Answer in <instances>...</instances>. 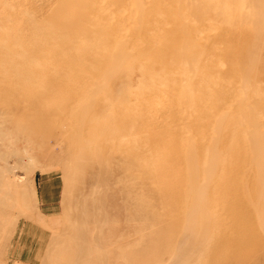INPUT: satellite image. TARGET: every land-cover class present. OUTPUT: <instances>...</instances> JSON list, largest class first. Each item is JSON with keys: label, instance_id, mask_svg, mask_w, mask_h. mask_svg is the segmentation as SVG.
Listing matches in <instances>:
<instances>
[{"label": "rangeland", "instance_id": "374dc122", "mask_svg": "<svg viewBox=\"0 0 264 264\" xmlns=\"http://www.w3.org/2000/svg\"><path fill=\"white\" fill-rule=\"evenodd\" d=\"M10 2L45 25L38 34L52 37L44 44L52 52L37 57L41 68L31 74L16 69L18 57L0 53V264H264V197L256 210V197L251 207H239L248 177L235 191L225 172L249 117H264V0H97L92 9L119 15L123 30L140 16L170 23L150 52L118 56L114 64L105 50L121 49L124 38L79 51L78 44L87 50L90 42L78 38L103 22L83 21L82 0ZM200 8L212 9L199 15V25L197 16L186 22L179 16ZM202 24L214 35L229 32L220 54L200 56L208 34L199 39L191 30ZM64 33L69 53L59 40ZM32 54L20 58L25 65L36 61ZM235 63L241 72L225 80L231 91L224 85L205 102L193 99L194 90L211 86L208 67ZM145 110L155 114L143 116ZM200 114L209 118L202 131ZM175 127L188 135L182 145L166 134ZM196 132L200 140L214 137L218 153L198 149L208 164L198 168L203 183L195 187L180 158L192 150ZM230 137L232 151L225 148ZM209 163L214 168L207 170Z\"/></svg>", "mask_w": 264, "mask_h": 264}, {"label": "bare ground", "instance_id": "6f19581e", "mask_svg": "<svg viewBox=\"0 0 264 264\" xmlns=\"http://www.w3.org/2000/svg\"><path fill=\"white\" fill-rule=\"evenodd\" d=\"M82 1L85 3L84 8L81 10V15H82L83 21H87L88 19L94 18V19H98V21L101 19L103 22L102 23L96 22L93 24L91 23L92 25H90L88 28V29H90L89 31H91V32L88 35H82V36H80V38H78V39H82L83 41H89L90 42L89 49L85 50V49L81 48V44H83V42L80 43L79 41H76V42L80 43V44H78L77 47L79 48L80 52H86L87 54H89L91 51L96 49L95 48L96 45L93 46V44L95 42L98 43L97 45H99V44L103 45V44L108 43L109 41L113 40L114 38H117V37L124 38V39H126V45H124L121 49H116V50H111V51L105 50V54L113 59V61H112L113 64L115 61L114 59H117L118 56H121V58L123 57L126 60L127 59H138V58L142 57L146 52L147 53L150 52L152 50L150 48L154 49L160 43L159 42L160 40L158 39L159 34H160V33L158 34L159 29H166L169 27L168 25L170 24L168 21H162V22L157 21V22H153V23L151 22L150 24H148V22H142L140 20L142 17L140 16L139 21H137L135 23L136 25L129 26V27H127V25H126L127 29L125 27V29L123 30V28L119 24L120 23L119 15L111 14V11L107 7L106 8H102V7L101 8L100 7L95 8L94 7L92 9V6L95 4V2L97 0H82ZM125 1L127 2L128 0H125ZM129 1L133 2V0H129ZM141 2H144V0L143 1L141 0ZM198 3H199V1H198ZM113 5L114 4H112V6ZM261 7H264V6H261ZM141 9H143V7ZM211 9L212 8H209V9H206L205 11H209ZM203 11L204 10L201 8L195 10V12H188L187 14L180 11L179 16H181L180 18H182L184 21L187 20V18H193L196 16H197V19H199V15H201V13ZM258 13H260V12H258ZM20 14L21 13H17V8L10 2V0H0V53H3V56L6 55L7 57L9 55L12 57L14 56L15 58L18 57L19 59L17 61L15 60L16 62L11 59L12 60L11 66L12 67L18 66V68H16V69H20L21 71L24 69L25 74H31V73H34V71L36 72L37 69L39 70V68H41L40 66L36 67L37 64H40V62H37V61H39L37 57L39 56V57H41V59H44L45 56L49 57L48 55H50V52H52L50 50V48L44 46V44H51L52 37L48 36V35L46 36L44 34H38L40 31H45V30H43L45 25L42 22L40 23V21H35L33 19V17H32L33 20L27 19L25 17H22ZM262 14H263L262 16H264L263 12H262ZM259 16H261V15H259ZM107 17L109 18V22H105ZM200 20L202 21V19H199L198 21H200ZM201 21L198 22V24H196V25L201 24L202 23ZM205 21L207 22V20H205ZM18 22H20L22 24V28L20 26H18L21 29H18L15 31L12 30L13 27H17ZM185 25H187V23ZM203 25L204 24L200 25L198 28L196 27L195 29L191 30L192 35H194V37H197L199 39L204 38L203 36H204L205 32L208 34V38L206 37L205 42L203 44L204 50L202 49V54L200 56L202 57L203 55L204 56L207 55L209 57H212L215 54H220V52L224 51V46L226 45V42L228 41L227 39L230 38L229 32L226 31L224 33H218L217 35L215 33V35H214V31L208 32V30L211 28L210 27L211 25H208L207 26L208 28L204 27ZM213 27L215 29V26H213ZM184 28H186V26ZM81 30H83V29H81ZM186 32H188V30ZM65 34L66 33L61 34L59 40L64 45L63 52L66 51V53H69L70 49L67 47L68 45H66V44H69V41H68L69 39H68V37H66L67 35H65ZM51 35H53V34H51ZM212 35H213V37H212ZM85 37H87V39ZM138 38H143L145 42L143 44H140L138 42L136 43L135 40ZM122 41L123 40H121V42ZM19 43H21L22 45L24 44L26 46H29L30 49L26 50L25 48L23 49V48L18 47L17 44H19ZM123 43H124V41H123ZM182 46H181V48H182ZM31 53L36 55V61L32 62L30 65H28V64L25 65V63H26L25 60H22L20 58H22L23 56L28 55V54L31 55ZM52 54H54V53H52ZM32 59L33 58H31V60ZM119 60H120V58H119ZM13 62H15V64L17 66L13 65L14 64ZM155 65H156V63H155ZM149 68L150 67L143 68L142 69L143 72H141L142 75L146 74L147 72H150ZM191 68H193V67H191ZM236 69H238V70L240 69V67L237 65V63H235V65L232 64V65H226V66L220 65V66L208 67L206 69V71L204 72L205 76L204 75H200V76L202 78L204 76L205 79L207 80V82H209L211 86L208 87L207 90H205V93H203L202 91H198V90L195 91L194 90V93L192 95L193 99H196L199 101V103L200 102L202 103V102L207 101L208 96L216 95L217 92L215 93L214 91L223 89L225 86H230L229 88L227 87L228 89H230L231 84H229V83L227 84L225 82V80H228L229 76L232 77L234 75ZM239 71L241 72V70H239ZM191 74H193V72H191ZM241 75H243V73H241ZM129 76L135 77V76H137V73L130 71ZM31 77H29V78H31ZM232 79H233V77H232ZM234 79H235V76H234ZM182 80H185V78ZM240 80H241V78H240ZM242 81H243V79H242ZM251 83H250V85H251ZM237 86L238 85H236V86L234 85V87H237ZM239 88L241 89V87H239ZM247 88H249V86ZM240 89H238V91ZM230 91H231V89H230ZM247 94L248 93H246V95ZM242 98H243V96H242ZM245 99H247V97ZM216 105H219V104H216ZM253 107L254 106L252 104L251 108H253ZM218 111H219V109H218ZM218 111L215 109L210 113V115H213L214 113H218ZM153 114H155V113H153L151 111L148 112L145 110L143 112V116L149 115V117H153ZM163 114L164 113H162V115ZM200 116H202V114H200ZM249 120L251 121V124L247 127L246 131L242 132V135L240 137V147L236 148L237 150H235V155L231 156L232 158H230L228 161V163H230L231 170H230V168L225 170L226 173L228 171V178H229V180H231V185L235 187V191H236V189H237V191L240 190L239 187H240V184L243 182L242 179L244 177H248L246 182H247L249 189L246 192V194L241 196L239 198L240 200L237 201V202H239V207L241 204L245 205V203H246V206H247V204H249V206L251 207L253 205V201H254V200H252L253 197H256V200H257V198H259V200H260L262 197H264L262 195V194H264V117H262V116L260 117L259 112H257L256 115L255 114L251 115V117H249ZM203 121L204 122L206 121V123L208 124V122H209L208 116H204V115L202 116V120L200 123V130L201 131L203 129ZM216 128H218V127H216ZM178 131L179 130L176 127L171 128V129L168 128L166 131V134H168V138L171 139L173 142H177L175 139H178L179 141H181V145H182L187 140L188 135L182 134L180 131L178 133ZM198 131H199V127H198ZM233 132L235 133L237 131H233ZM202 134H203L202 132H199V133L196 132V134L194 135V140L192 142V150L190 151V153L188 155L185 154L184 157L180 158L183 161V163L187 166V168H191L192 176H190L191 174H188V176L192 177V181H191V179H190V181L192 182L193 185H195V187H196V184L198 182H200L199 181V173H198V170L200 171V169H198V168H200L202 165L204 168H206V166L208 164V161H205V158L203 156L201 157V154L198 152V149L201 150L203 153H206L207 151L208 152L215 151L214 156L216 158H217L216 154L218 153L215 150L216 148L213 149V147L211 146L212 143L214 144V142L216 141V140L213 141L214 137L211 136L212 140L211 139L210 140L205 139V137H202L200 140V136ZM237 135H239V134H237ZM213 136H215V135H213ZM219 139H220V137H219ZM219 139H217L218 142H219ZM223 139L226 142V135L223 137ZM227 139H228V135H227ZM198 140H200V141H198ZM209 141H210V143H209ZM221 142H222V138L220 139V143ZM229 142H230L229 145H228V143H225V146H226L225 148L229 151H232L234 148H233L232 143H231V137H230ZM221 146H222V144H221ZM225 148L223 146V150ZM212 153H209L210 156ZM209 154H208V156H209ZM189 155H191V156L189 157ZM206 155H207V153H206ZM209 157H208V159H209ZM209 161H211V160L209 159ZM210 163H209V169H207V170H210L211 167L214 168L213 164H210ZM233 166H235V167L237 166L236 171H232ZM188 171L190 173V170H188ZM206 172L209 173V171H206ZM209 175H211V174H209ZM207 178L209 179V177H207ZM205 182H207V181H205ZM200 183H203V182H200ZM200 188H201V186H199V189ZM200 191H202V190H200ZM244 193H245V191H244ZM228 194H231V197H232V192L228 193ZM197 195H200V194H197ZM230 200L231 201L229 202L228 207H229L230 212L232 213V211L234 209V205H235L234 203H236V200L234 201V197H233V200L232 199H230ZM260 202H261V200L259 202L258 201L254 202V205H253L254 210H256L254 208L255 203L259 207ZM232 207H233V209H232ZM243 212H245V211H243ZM244 215L245 214H243L242 216L244 217ZM256 215H258V212ZM209 217H208V219H209ZM250 217H251V215H250ZM210 219L208 221H210ZM256 219H258V218H256ZM253 221H255V219Z\"/></svg>", "mask_w": 264, "mask_h": 264}]
</instances>
